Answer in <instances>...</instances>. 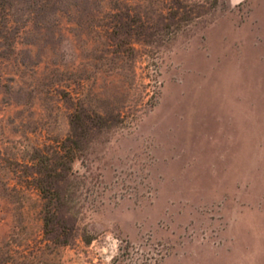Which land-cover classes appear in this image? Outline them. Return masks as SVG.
I'll return each instance as SVG.
<instances>
[{
    "label": "rangeland",
    "instance_id": "obj_1",
    "mask_svg": "<svg viewBox=\"0 0 264 264\" xmlns=\"http://www.w3.org/2000/svg\"><path fill=\"white\" fill-rule=\"evenodd\" d=\"M0 264H264V0H0Z\"/></svg>",
    "mask_w": 264,
    "mask_h": 264
},
{
    "label": "trees",
    "instance_id": "obj_2",
    "mask_svg": "<svg viewBox=\"0 0 264 264\" xmlns=\"http://www.w3.org/2000/svg\"><path fill=\"white\" fill-rule=\"evenodd\" d=\"M69 160H73L74 159V155L70 153V155H68ZM39 190L41 191V193L43 195H45V197L52 195V193L55 192V189L52 187L50 189L46 188L45 186H39ZM51 215H49V212L46 211V213L44 214V221H45V225H49L50 221H51Z\"/></svg>",
    "mask_w": 264,
    "mask_h": 264
},
{
    "label": "crops",
    "instance_id": "obj_3",
    "mask_svg": "<svg viewBox=\"0 0 264 264\" xmlns=\"http://www.w3.org/2000/svg\"><path fill=\"white\" fill-rule=\"evenodd\" d=\"M243 0H228V2L232 5L238 4L240 2H242Z\"/></svg>",
    "mask_w": 264,
    "mask_h": 264
}]
</instances>
